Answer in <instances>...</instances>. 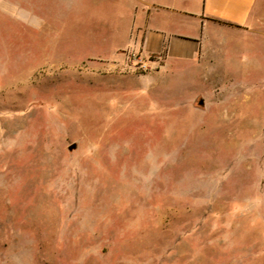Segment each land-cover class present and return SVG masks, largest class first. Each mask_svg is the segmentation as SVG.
<instances>
[{
  "label": "rangeland",
  "instance_id": "rangeland-1",
  "mask_svg": "<svg viewBox=\"0 0 264 264\" xmlns=\"http://www.w3.org/2000/svg\"><path fill=\"white\" fill-rule=\"evenodd\" d=\"M261 4L152 81L138 2L0 0V264H264Z\"/></svg>",
  "mask_w": 264,
  "mask_h": 264
},
{
  "label": "crops",
  "instance_id": "crops-1",
  "mask_svg": "<svg viewBox=\"0 0 264 264\" xmlns=\"http://www.w3.org/2000/svg\"><path fill=\"white\" fill-rule=\"evenodd\" d=\"M128 1L141 5L138 23L140 39L134 45L144 57L151 54L159 55L158 62L154 63L155 71L145 76L152 81L159 76L161 69L168 68L173 71L180 62L195 60L202 53L209 51L211 39L220 36L218 27L247 30L258 17L262 7L260 3L264 2V0ZM170 19L178 23L177 31L169 30L163 23V20Z\"/></svg>",
  "mask_w": 264,
  "mask_h": 264
},
{
  "label": "trees",
  "instance_id": "trees-1",
  "mask_svg": "<svg viewBox=\"0 0 264 264\" xmlns=\"http://www.w3.org/2000/svg\"><path fill=\"white\" fill-rule=\"evenodd\" d=\"M164 50H165V46H164ZM164 52V51H163Z\"/></svg>",
  "mask_w": 264,
  "mask_h": 264
}]
</instances>
